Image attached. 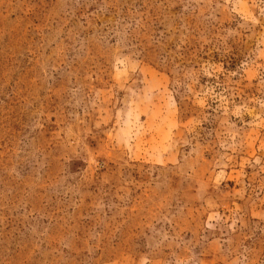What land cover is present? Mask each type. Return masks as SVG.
Masks as SVG:
<instances>
[{"label":"rangeland","instance_id":"374dc122","mask_svg":"<svg viewBox=\"0 0 264 264\" xmlns=\"http://www.w3.org/2000/svg\"><path fill=\"white\" fill-rule=\"evenodd\" d=\"M0 264H264V0H0Z\"/></svg>","mask_w":264,"mask_h":264}]
</instances>
